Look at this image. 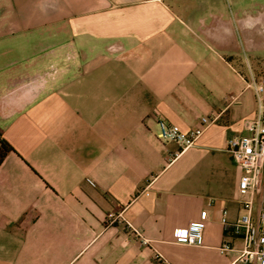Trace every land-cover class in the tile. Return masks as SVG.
I'll use <instances>...</instances> for the list:
<instances>
[{
    "label": "crops",
    "instance_id": "1",
    "mask_svg": "<svg viewBox=\"0 0 264 264\" xmlns=\"http://www.w3.org/2000/svg\"><path fill=\"white\" fill-rule=\"evenodd\" d=\"M256 85L264 0H0V264H254L222 218L260 226L228 150ZM203 117L178 156L157 137ZM203 211L204 245L176 243Z\"/></svg>",
    "mask_w": 264,
    "mask_h": 264
},
{
    "label": "built area",
    "instance_id": "2",
    "mask_svg": "<svg viewBox=\"0 0 264 264\" xmlns=\"http://www.w3.org/2000/svg\"><path fill=\"white\" fill-rule=\"evenodd\" d=\"M255 87L260 106L259 115L256 120L245 123V135L228 141L229 152L232 153L236 163L246 171L240 181L239 194L244 199L243 203L248 212L252 208L251 201L246 200L248 195L251 192L264 189V86L256 85ZM211 122L209 117H203L199 127L186 133L177 125L159 118L157 121V137L162 142L175 143L179 148L176 154L178 156L196 144L198 138ZM147 187L149 188L150 184ZM105 221L109 225L126 222L123 211L109 213ZM207 221L208 212L203 211L200 219L192 221L186 231L177 235L176 243L194 247L203 246ZM222 223L228 229H233L236 234H240L243 231L245 250L239 260L245 262L253 261L254 264H264V205L258 228L253 225L249 213L243 215L237 222L232 224L228 223L227 214L224 213ZM135 235L143 240V244H148V241L143 239L140 233L135 231ZM230 250L231 246L228 242L220 248L222 253Z\"/></svg>",
    "mask_w": 264,
    "mask_h": 264
},
{
    "label": "trees",
    "instance_id": "3",
    "mask_svg": "<svg viewBox=\"0 0 264 264\" xmlns=\"http://www.w3.org/2000/svg\"><path fill=\"white\" fill-rule=\"evenodd\" d=\"M12 150V147L7 141L0 138V165L2 164L5 156Z\"/></svg>",
    "mask_w": 264,
    "mask_h": 264
}]
</instances>
